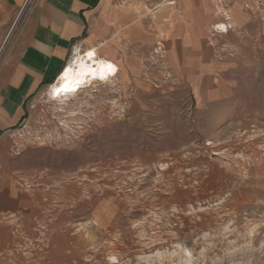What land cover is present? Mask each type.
Here are the masks:
<instances>
[{"label":"rangeland","instance_id":"374dc122","mask_svg":"<svg viewBox=\"0 0 264 264\" xmlns=\"http://www.w3.org/2000/svg\"><path fill=\"white\" fill-rule=\"evenodd\" d=\"M253 16L189 55L145 41L118 79L33 93L0 143V264H264V0Z\"/></svg>","mask_w":264,"mask_h":264},{"label":"crops","instance_id":"0c3cea01","mask_svg":"<svg viewBox=\"0 0 264 264\" xmlns=\"http://www.w3.org/2000/svg\"><path fill=\"white\" fill-rule=\"evenodd\" d=\"M23 2L0 0V41L1 24L8 22ZM226 2L32 0L0 59V143L26 118L29 97L45 86L56 85L64 68L88 51L110 62L118 79L120 72L131 69L119 57L145 41L150 46L158 40L169 45L174 41L177 49L189 55L195 48L209 46L206 37L211 26L217 25V30L226 27L212 33L219 37L230 33L231 28L241 24L240 20L258 21L253 11L260 0H232L230 5ZM239 11L245 16L236 17ZM199 39L203 41L200 44Z\"/></svg>","mask_w":264,"mask_h":264},{"label":"bare ground","instance_id":"6f19581e","mask_svg":"<svg viewBox=\"0 0 264 264\" xmlns=\"http://www.w3.org/2000/svg\"><path fill=\"white\" fill-rule=\"evenodd\" d=\"M220 29H226L221 26ZM114 68L110 62L104 61L95 57L92 51L78 56L71 65H68L60 73L59 81L56 85L75 86L79 88H86L87 86H96V82L106 83L114 75ZM101 84V83H100ZM99 84V85H100ZM183 257L181 264H192V256L188 249L182 251Z\"/></svg>","mask_w":264,"mask_h":264},{"label":"built area","instance_id":"2783aa9c","mask_svg":"<svg viewBox=\"0 0 264 264\" xmlns=\"http://www.w3.org/2000/svg\"><path fill=\"white\" fill-rule=\"evenodd\" d=\"M59 76L57 77V79L55 80V82L58 80Z\"/></svg>","mask_w":264,"mask_h":264}]
</instances>
